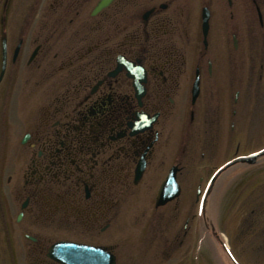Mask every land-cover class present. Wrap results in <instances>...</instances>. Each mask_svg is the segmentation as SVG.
<instances>
[{
    "label": "flooded vegetation",
    "instance_id": "af4514ba",
    "mask_svg": "<svg viewBox=\"0 0 264 264\" xmlns=\"http://www.w3.org/2000/svg\"><path fill=\"white\" fill-rule=\"evenodd\" d=\"M100 2L0 0V264H62L58 242L161 264L140 219L193 203L186 235L226 174L204 198L200 169L263 143L264 0Z\"/></svg>",
    "mask_w": 264,
    "mask_h": 264
},
{
    "label": "rangeland",
    "instance_id": "374dc122",
    "mask_svg": "<svg viewBox=\"0 0 264 264\" xmlns=\"http://www.w3.org/2000/svg\"><path fill=\"white\" fill-rule=\"evenodd\" d=\"M13 11L9 18L18 21L21 15L13 14ZM254 97L251 95V98ZM262 139L264 146V136ZM228 172L230 180L226 179L228 176H224L216 184L206 202L204 213L199 199V215L193 221L189 219L187 226L190 228L186 235L182 234L186 230L183 225L191 210L195 211L193 203L185 201L183 213L173 223L170 219L154 221L141 218L137 228L143 224L153 228L145 239L140 235L136 240V258H161L164 261L161 264H231L226 260L222 245L207 230L208 222L216 226V232L223 236L237 264H264V156L253 165L236 164ZM189 173L190 171L184 175V188H189L194 195L196 186L192 187V184L196 181L197 174ZM212 173V169H200L198 176L203 177L201 191ZM177 235L183 238V243L176 249ZM166 239L176 250L164 248Z\"/></svg>",
    "mask_w": 264,
    "mask_h": 264
},
{
    "label": "water",
    "instance_id": "95a60500",
    "mask_svg": "<svg viewBox=\"0 0 264 264\" xmlns=\"http://www.w3.org/2000/svg\"><path fill=\"white\" fill-rule=\"evenodd\" d=\"M264 154V149L248 155L238 157L236 159L231 160L226 165L221 167L213 176L215 178L217 174L226 168L227 166L235 163V162H253L255 157ZM172 178H168L166 182H164L159 190V197L165 195L166 188L168 185L172 184ZM106 254L103 253L100 249L89 247L85 245L73 244V243H60L56 246V248L52 251L51 256L54 257L56 260L62 262L63 264H114L113 259L110 257L105 256ZM102 256L105 258H109L108 262H105ZM102 258V260H101Z\"/></svg>",
    "mask_w": 264,
    "mask_h": 264
}]
</instances>
